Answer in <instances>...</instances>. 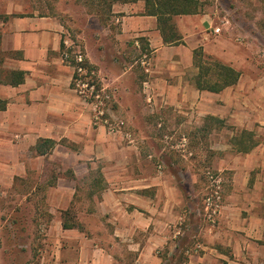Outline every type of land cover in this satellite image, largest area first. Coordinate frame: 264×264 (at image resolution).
I'll return each instance as SVG.
<instances>
[{"label": "crops", "instance_id": "crops-1", "mask_svg": "<svg viewBox=\"0 0 264 264\" xmlns=\"http://www.w3.org/2000/svg\"><path fill=\"white\" fill-rule=\"evenodd\" d=\"M128 8L141 14L122 15V30L142 35L153 55L147 90L153 100L149 111L178 113L182 124L195 117L201 127L207 116L226 122L213 128L218 137L212 160L226 193L213 218L201 219L193 235L197 240L182 243L192 223L179 174L172 167L183 160L169 158L162 167L144 149L157 144L150 140L156 136L142 127L135 129L141 135L128 131V137L94 126L92 107L72 86L74 68L63 58L64 26L56 16L14 14L0 19L1 68L24 72L19 85L0 76L1 174L8 176L11 187L14 176H26L33 160L45 158L32 149L40 138L58 142L49 156L58 159L64 170L71 169L77 180L59 177L48 191L52 222L69 234L74 246V255L66 261L58 259L57 264H117L118 258L129 253L134 264H170L181 254L185 259L180 264H264L262 70L246 49L237 52L225 34L178 20L173 23L182 41L168 44L158 17L145 13V0L125 2L122 8L114 3L112 12H127ZM193 15L197 14L174 18L190 22ZM202 21L208 27V21ZM198 27L201 37L196 34ZM198 47L238 70L239 81L220 92L199 90L194 83L199 71L194 64ZM90 60L93 62L92 57ZM243 131L254 133L256 145L249 151H239L233 141ZM184 167L190 174L188 162ZM99 172L103 186L93 194V201H84V212L76 217L84 230L65 229L64 210L76 205L78 181Z\"/></svg>", "mask_w": 264, "mask_h": 264}, {"label": "rangeland", "instance_id": "rangeland-1", "mask_svg": "<svg viewBox=\"0 0 264 264\" xmlns=\"http://www.w3.org/2000/svg\"><path fill=\"white\" fill-rule=\"evenodd\" d=\"M110 2L0 0V19L14 14L51 15L59 18L64 26L66 52H83L87 60L97 66L99 82L108 92L115 93L105 109L104 118L123 120L124 128L134 131L136 135H141L136 131L137 127H142L149 135L156 136L155 140H150L158 145L151 148L145 144L147 148L144 149L149 150L162 167L166 166L169 158L183 160L184 163L180 162L172 168L179 174L177 179L182 184L192 223L184 235L182 243H185L194 238L201 219L211 218L209 214L212 210L207 209L205 199L213 190L208 172L218 173L212 164L216 151L213 149L214 139L218 137L213 128L224 126L226 122L219 123L207 116L201 127L195 117L192 118L193 122L182 124V115L178 113L161 115L149 111L153 100H147L143 83L149 80L150 72L145 70L141 61L147 56L151 62L152 51L149 54L143 52L139 40L142 35L124 32L121 24L122 15L134 16L141 12L129 8L127 12H112L114 3L122 8L124 2ZM198 3L200 12L191 16L190 22L179 16L173 17V22L182 20L185 24H198L204 26L207 32H214L216 27H220L221 31L214 33L229 37L237 52L246 49L264 74V0H198ZM203 19L208 21V27ZM196 34L202 36L200 27ZM86 103L92 107L94 126L104 127L110 133L101 120L104 118L95 119V106ZM187 162L191 166L190 174L184 170ZM98 166L95 165V168ZM29 169L26 176H14L11 187L8 176L4 177L0 172V264H57L60 259L66 261L74 255L71 237L52 222L54 215L48 204L50 187L56 184L62 174L70 176L71 169L64 170L60 161L49 155L39 162L33 160ZM99 179V173H94L88 179H80L77 184L78 194L75 196L76 205L64 210L65 221L75 224L82 231L84 226L76 217L82 216L84 201H93V194L103 185ZM223 181L224 196L226 188ZM184 259L185 256L181 254L170 264H180ZM118 262L134 264V257L129 253L118 258Z\"/></svg>", "mask_w": 264, "mask_h": 264}, {"label": "trees", "instance_id": "trees-1", "mask_svg": "<svg viewBox=\"0 0 264 264\" xmlns=\"http://www.w3.org/2000/svg\"><path fill=\"white\" fill-rule=\"evenodd\" d=\"M135 2L138 0H111V4L114 2ZM146 1V14L155 15L158 17V26L162 33L165 43L173 44L180 43L182 37L176 32V26L173 23V17L176 15L197 14L200 12V4L198 0H145ZM100 11V9H99ZM98 11V12H99ZM101 12V11H100ZM103 15V14H101ZM22 16V15H20ZM104 18V16H103ZM2 32L0 31V76L4 81L9 82L12 85H19L24 80V72L19 70H2V64L4 61V54L1 50ZM142 42V51L149 54L151 52L148 43L144 42L143 38L139 39ZM62 51H66V45L62 41ZM86 67L90 75V80L96 83V86H100V82L97 78V66L92 64L89 60L86 61ZM194 64L198 67V73L194 78V83L199 90H208L212 92H220L223 89L235 85L240 78V72L232 66L225 64L218 59L213 58L210 55H206L202 47H198L194 50ZM74 84L72 83V86ZM208 119L216 120L219 123H223L224 120L209 116ZM234 144L237 145L239 151H249L255 145L254 133H248L246 131L233 137ZM57 141L51 138H40L33 151L36 155L48 156L52 153L53 149L57 145ZM70 178L77 180L72 170H70ZM58 175L57 177H59ZM102 173L99 172V182L102 183ZM60 177H67L64 174ZM69 177V176H68ZM103 186V185H102ZM101 186V187H102ZM63 227L73 228L75 224H68L65 220Z\"/></svg>", "mask_w": 264, "mask_h": 264}, {"label": "built area", "instance_id": "built-area-1", "mask_svg": "<svg viewBox=\"0 0 264 264\" xmlns=\"http://www.w3.org/2000/svg\"><path fill=\"white\" fill-rule=\"evenodd\" d=\"M221 31L220 27H216L214 29L215 33H219ZM64 60L70 64L74 68V76H73V88L78 93V95L88 103H91L96 108L95 119L100 120L99 118L105 117V109L107 108L109 102H111L115 96V93L108 92L105 87H103L102 83L99 87L96 86L92 80H90V75L88 72V68L86 67L87 57L81 51H65L63 54ZM143 67L147 72H150L151 62L147 58L141 61ZM145 93L148 94L147 90L149 88L148 80L143 83ZM147 100L151 101L152 96L147 95ZM103 124L108 127V130L111 134H119L125 133L126 136L131 137V133L124 130L125 122L123 120L112 121L108 118L101 119ZM208 177L212 180L213 190L212 193L206 197L205 203L207 205V209L212 210L209 214L211 218H213V214L218 212V209L223 200L222 195V177L213 172H208Z\"/></svg>", "mask_w": 264, "mask_h": 264}]
</instances>
